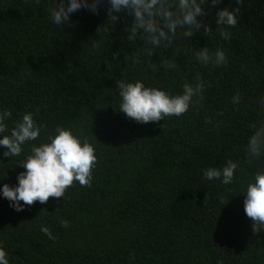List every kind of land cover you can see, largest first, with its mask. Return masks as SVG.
Masks as SVG:
<instances>
[{
  "label": "trees",
  "instance_id": "1",
  "mask_svg": "<svg viewBox=\"0 0 264 264\" xmlns=\"http://www.w3.org/2000/svg\"><path fill=\"white\" fill-rule=\"evenodd\" d=\"M54 6L55 0H0V109L12 113L9 129L23 113L35 114L45 127L30 143L43 142L57 125L72 127L95 145L98 160L91 185L74 181L64 197L20 212L0 198L9 264H264V229L253 231L243 194L264 167V158L249 163L244 151L251 124L264 114L257 103L264 96V0H244L231 40L201 31L176 42L225 48L228 63L220 67L200 65L176 46L133 65L131 50L143 42L126 40L130 17L121 13L112 23L103 4L99 14L81 9L60 27L50 19ZM236 6L222 0L217 8ZM217 8L204 17L214 30ZM197 76L204 98L180 117L141 124L119 112L117 80L142 79L175 93ZM4 151L0 184L15 185L23 154ZM228 159L239 162L232 184L203 179L204 168Z\"/></svg>",
  "mask_w": 264,
  "mask_h": 264
},
{
  "label": "clouds",
  "instance_id": "2",
  "mask_svg": "<svg viewBox=\"0 0 264 264\" xmlns=\"http://www.w3.org/2000/svg\"><path fill=\"white\" fill-rule=\"evenodd\" d=\"M235 2L236 7L217 8L222 0H55L49 15L54 25L62 27L73 13L81 9L99 14L101 5L106 4L107 16L112 23L120 22V14L123 13L125 18H131L130 26L126 29V40L135 42L139 39L143 42V47L130 53L131 63L137 65L143 62L145 54L151 57L161 47H174L177 41L192 39L197 32L212 34L215 31L219 38L231 40L230 30L239 23L240 6L244 0ZM212 8H217L215 30L204 22V17ZM93 47H96L94 43ZM174 50L185 54L190 52L204 66L220 67L228 63L227 50L223 47L185 49L176 46ZM116 56L118 53H113V57ZM160 66L172 67L164 61H161ZM205 87L199 76L193 82L185 81L182 91L175 93L160 86L148 85L142 79H120L117 80L119 112L141 124L159 122L171 116L180 117L203 100ZM232 102L239 104V93L232 97ZM257 103L264 110V96L259 97ZM11 116L10 110L0 109V147L5 149V157L23 154L18 165L24 171L18 173L15 185L0 184V198L7 199L9 207L20 212L36 201L43 204L49 197H64L66 189L74 181L82 186L91 185L98 158L95 145L86 135L75 132L72 127L57 125L43 142L30 143L40 138L45 126L37 122L33 112L28 111L9 129L6 121ZM251 129L244 148L249 163L264 158V114L251 124ZM238 168V161L228 159L222 167L209 165L204 168L203 179L220 180L229 185L236 179ZM243 194L244 213L253 221V231L259 232L264 229V167L254 172ZM60 222L64 227L69 226L66 219ZM40 231L50 240H55L47 225H40ZM0 264H9L2 242Z\"/></svg>",
  "mask_w": 264,
  "mask_h": 264
}]
</instances>
